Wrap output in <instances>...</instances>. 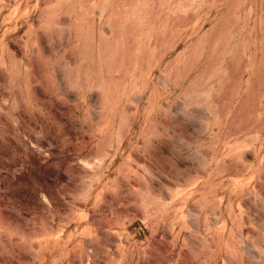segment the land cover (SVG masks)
<instances>
[{"label":"rangeland","instance_id":"rangeland-1","mask_svg":"<svg viewBox=\"0 0 264 264\" xmlns=\"http://www.w3.org/2000/svg\"><path fill=\"white\" fill-rule=\"evenodd\" d=\"M0 264H264V0H0Z\"/></svg>","mask_w":264,"mask_h":264}]
</instances>
